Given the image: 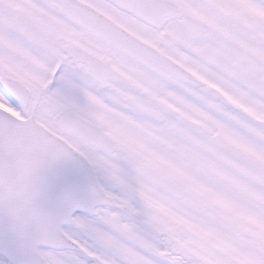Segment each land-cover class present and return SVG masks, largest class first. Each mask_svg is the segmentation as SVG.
<instances>
[{"label":"snow or ice","instance_id":"6c2138e0","mask_svg":"<svg viewBox=\"0 0 264 264\" xmlns=\"http://www.w3.org/2000/svg\"><path fill=\"white\" fill-rule=\"evenodd\" d=\"M0 264H264V0H0Z\"/></svg>","mask_w":264,"mask_h":264}]
</instances>
